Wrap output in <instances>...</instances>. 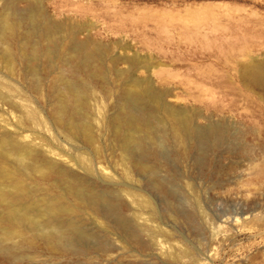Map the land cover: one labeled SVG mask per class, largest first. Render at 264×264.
Returning a JSON list of instances; mask_svg holds the SVG:
<instances>
[{
	"label": "rangeland",
	"instance_id": "rangeland-1",
	"mask_svg": "<svg viewBox=\"0 0 264 264\" xmlns=\"http://www.w3.org/2000/svg\"><path fill=\"white\" fill-rule=\"evenodd\" d=\"M8 10L23 16L34 10L39 25L55 31L28 45L22 24L0 52L55 48L57 54L34 59L37 84L19 58L11 67L0 59V95L21 107L16 112L0 98V135L24 136L98 191L119 192L122 214L134 218L139 234L124 240L111 223L80 211L77 219L98 235V248L50 253L23 231L8 243L10 253L0 252V264H264V86L252 77L264 72V0H0V21ZM74 45L93 55L88 70L74 72ZM61 74L89 88L91 147L67 139L54 123L49 89ZM134 89L160 103L149 144L157 156H148L147 166L167 194L175 193L171 201L122 160L110 131L121 93ZM170 111L183 115L191 132L217 136L205 143L188 138ZM20 118L27 127L17 132ZM79 157L91 162L92 176ZM38 194L53 195L45 184Z\"/></svg>",
	"mask_w": 264,
	"mask_h": 264
},
{
	"label": "bare ground",
	"instance_id": "bare-ground-1",
	"mask_svg": "<svg viewBox=\"0 0 264 264\" xmlns=\"http://www.w3.org/2000/svg\"><path fill=\"white\" fill-rule=\"evenodd\" d=\"M9 13L4 14L5 16L3 15L0 21V47H3L2 44L10 46L14 42L18 27L22 24L27 26V36L24 41L28 45L31 44L33 37L49 38L55 31L53 26L39 25L34 10H31L28 15L25 13L26 16L19 15L15 11ZM40 54L53 58L57 50L55 48L33 49L30 52L22 50L19 55H15L11 47H7L0 52V59L11 67L12 63L19 58L22 63L26 64L27 72L34 79V84H37L40 74L39 70L32 66V62ZM71 54L72 59L77 60L73 61L78 62L77 65L73 64L76 65L74 72L79 69L86 71L92 67L90 65L94 57L85 50L84 46L74 45ZM252 74L255 80L253 81L264 86V72L258 69ZM73 77L69 78L61 74L56 83L54 82L55 85L49 89V100L53 101L51 105H54V123L61 128L67 139L84 142L91 147L95 139L91 134L87 112L89 110L87 107L89 88L84 80L78 76ZM3 96L7 95H0V98ZM5 97L1 100L3 101ZM6 101L11 109L20 112V105L10 103L9 98ZM158 106L160 103L157 97L146 89L123 92L116 112L109 120V127L122 160L129 163L139 173L150 177V187L170 200L175 193L169 195L168 192L167 194L161 181L155 175V168L147 166L148 156H157L149 144L152 145L156 138L158 120L154 109ZM170 114L177 130L188 138L193 136L201 143H205L209 138L218 134L216 130L191 132L188 121L183 115L172 111ZM28 116L36 120L33 112ZM16 124L17 132L27 127V121L21 118ZM13 134L0 135V252L12 249L11 246L14 243L12 240L20 237L23 231H29L44 244L50 253L84 255L90 249L101 246L97 242L98 235L88 231L77 219L78 212L85 210L91 211L96 220L104 219L109 224L111 223L113 231L124 240L135 241L137 239L139 231L135 226L134 218H126L122 214L119 192L108 188L98 191L93 184L85 181L86 178L82 179L66 164L52 157L54 156L52 152L30 143L25 144L24 136L19 137L20 135ZM99 153V151L95 152V158ZM77 162L86 174L92 176L94 167L90 161L79 157ZM41 184H45L47 191L52 192L53 195L40 196L38 193ZM9 242H13L11 246ZM92 243H95L92 245L93 248L90 247Z\"/></svg>",
	"mask_w": 264,
	"mask_h": 264
}]
</instances>
